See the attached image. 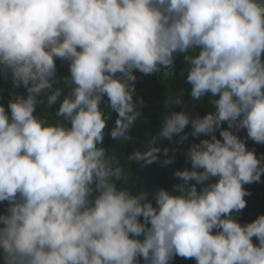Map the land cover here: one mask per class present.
Segmentation results:
<instances>
[{"label": "clouds", "instance_id": "obj_1", "mask_svg": "<svg viewBox=\"0 0 264 264\" xmlns=\"http://www.w3.org/2000/svg\"><path fill=\"white\" fill-rule=\"evenodd\" d=\"M178 56L188 87L158 133L126 160L110 153L105 135L131 141L142 116L136 73ZM0 75L26 91L0 104L2 264H264V214L237 218L264 176L247 147L264 144V0H0ZM185 95L211 110L191 115ZM174 136L204 138L160 146ZM177 152L172 190L150 193L127 167Z\"/></svg>", "mask_w": 264, "mask_h": 264}, {"label": "trees", "instance_id": "obj_2", "mask_svg": "<svg viewBox=\"0 0 264 264\" xmlns=\"http://www.w3.org/2000/svg\"><path fill=\"white\" fill-rule=\"evenodd\" d=\"M57 74L68 75V65L66 62L56 61ZM182 57H177L173 69H169L167 72H163L157 75H142L139 72L136 73L138 79L135 84V96L143 98L142 116L130 129V136L132 140L129 142H121L114 140L110 135L106 134L104 139V145L111 153L113 150L117 154L121 155L126 160V155L136 148H140L142 145H146L148 141L155 136L160 127L162 126L163 117L168 114L169 109L164 106V102L169 100L173 92H179L181 88H187L184 83V78L179 74V70L183 68ZM25 94L26 91L23 87L19 89H13L10 77L5 79L3 75H0V104H4L7 107V102L13 95ZM135 98V97H134ZM198 105L193 107V102L186 95L184 97V108L191 115H205L206 110H211V103L209 98L197 102ZM181 106L173 105L172 110L179 111ZM39 110V109H38ZM116 114L113 113L112 120L109 122V129L114 126ZM223 127H227L225 123ZM186 129V131H189ZM239 135L246 137V131L241 130ZM219 138V133L217 132ZM200 138H189L182 145H177L175 141L178 139L174 136L173 142L163 140L160 143L161 147L168 146L169 148L179 147L186 149L190 143L198 142ZM247 147L249 149L254 148L257 154L264 153V144H257L252 140H247ZM187 165L185 164V158L180 153H176L175 162L169 166L161 167L159 164L143 165L135 161L131 162L127 167L131 168L134 177L138 178V184L148 190L150 193H154L157 188L163 187L172 190V185L179 182L174 176L176 170H183ZM131 175V172L129 171ZM122 185V182H118ZM131 183V181H129ZM123 186V185H122ZM244 187L251 193L246 196L247 205L237 216L241 223H248L254 220L258 215L264 214V176L261 177V182H254L244 185ZM6 209V202H0V214H3ZM255 239V238H254ZM2 264V260H0ZM172 264H196L194 259H184L181 257H175Z\"/></svg>", "mask_w": 264, "mask_h": 264}]
</instances>
